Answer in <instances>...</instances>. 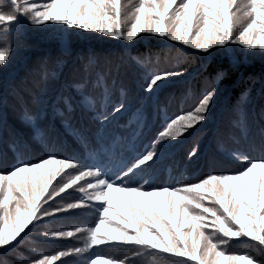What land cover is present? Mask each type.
<instances>
[{"label":"trees","instance_id":"trees-1","mask_svg":"<svg viewBox=\"0 0 264 264\" xmlns=\"http://www.w3.org/2000/svg\"><path fill=\"white\" fill-rule=\"evenodd\" d=\"M121 3L127 16L139 0H132L131 5L128 0ZM0 7L7 11V0ZM130 22L126 20V26ZM9 46L10 60L0 66V170L21 159L36 162L54 153L86 163L103 160L116 171L121 161L128 163L144 151L167 119L194 109L212 86L218 92L207 119L183 136L169 139L159 159L138 171L133 182L148 179L146 187L195 183L211 173L237 171L242 164L236 154L264 156V54L260 50L229 44L204 53L149 34L128 43L63 24H28L13 36L0 37V47ZM166 70L184 75L162 82L152 94L145 93L146 78ZM121 102L124 110L102 128L98 114L110 113ZM116 136L120 140L113 146ZM194 148L196 155L189 158ZM68 191L71 195L61 194L63 199L49 203L64 205L83 196L75 189ZM114 207H122L119 200ZM113 215L110 212L109 218ZM94 219L89 206L47 217L15 251L5 254L0 250V260L30 264L45 254L82 247L84 232L60 239H49L43 233L73 230ZM97 251L109 257L127 256L126 264H175L177 259L146 251L133 256L132 246H102ZM228 251L264 260V252L244 238L232 241ZM87 256L61 260L84 264Z\"/></svg>","mask_w":264,"mask_h":264},{"label":"snow or ice","instance_id":"snow-or-ice-1","mask_svg":"<svg viewBox=\"0 0 264 264\" xmlns=\"http://www.w3.org/2000/svg\"><path fill=\"white\" fill-rule=\"evenodd\" d=\"M123 8L121 0H7L8 10L0 7V37L13 36L28 24H63L128 43L149 34L204 53L239 44L264 54V39H250L255 34L264 36V0H139L127 16ZM10 55V46L0 47V66L6 65ZM181 75L179 70L152 73L143 91L152 94L162 82ZM217 92L218 87L212 86L194 109L167 119L144 151L128 163L121 161L116 171L103 160L86 163L54 153L36 162L21 159L0 170V250L15 251L47 217L89 206L95 213L91 224L43 233L60 239L84 232L82 247L45 254L30 264H67L61 258L84 253H88L84 264H126L129 260L97 251L102 246H132L133 256L145 251L170 255L177 258L175 264H264L247 253L228 251L232 241L244 238L264 252V156L236 154L242 164L237 171L211 173L195 183L146 187L148 179L133 182L138 171L159 159L169 139L183 136L207 119ZM124 108L121 102L110 113L98 114L100 126L105 127ZM119 140L114 137L113 146ZM194 155L195 148L189 158ZM71 189L83 196L64 205L49 203L63 199L61 194L71 195ZM117 200L121 208L114 207ZM110 212L114 213L111 218ZM0 264L7 261L0 260Z\"/></svg>","mask_w":264,"mask_h":264}]
</instances>
